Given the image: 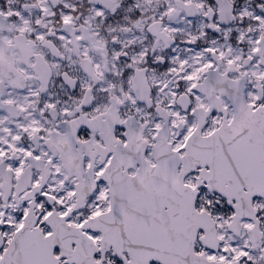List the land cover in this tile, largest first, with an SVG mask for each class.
Segmentation results:
<instances>
[{"label": "snow or ice", "instance_id": "snow-or-ice-1", "mask_svg": "<svg viewBox=\"0 0 264 264\" xmlns=\"http://www.w3.org/2000/svg\"><path fill=\"white\" fill-rule=\"evenodd\" d=\"M0 264H264V0H0Z\"/></svg>", "mask_w": 264, "mask_h": 264}]
</instances>
